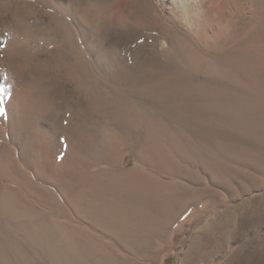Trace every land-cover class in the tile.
Returning <instances> with one entry per match:
<instances>
[{"label": "rangeland", "instance_id": "obj_1", "mask_svg": "<svg viewBox=\"0 0 264 264\" xmlns=\"http://www.w3.org/2000/svg\"><path fill=\"white\" fill-rule=\"evenodd\" d=\"M0 264H264V0H0Z\"/></svg>", "mask_w": 264, "mask_h": 264}, {"label": "snow or ice", "instance_id": "obj_2", "mask_svg": "<svg viewBox=\"0 0 264 264\" xmlns=\"http://www.w3.org/2000/svg\"><path fill=\"white\" fill-rule=\"evenodd\" d=\"M2 91H3V89H0V92H2ZM2 104H3V97L0 96V105H2ZM3 112H4V109L2 107H0V115H2Z\"/></svg>", "mask_w": 264, "mask_h": 264}]
</instances>
